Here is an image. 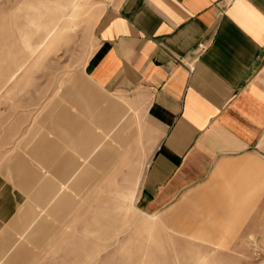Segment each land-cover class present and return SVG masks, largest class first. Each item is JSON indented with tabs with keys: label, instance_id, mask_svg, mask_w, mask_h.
Masks as SVG:
<instances>
[{
	"label": "rangeland",
	"instance_id": "rangeland-1",
	"mask_svg": "<svg viewBox=\"0 0 264 264\" xmlns=\"http://www.w3.org/2000/svg\"><path fill=\"white\" fill-rule=\"evenodd\" d=\"M121 1L0 0V222L16 225L0 234V264H264V222L136 209L143 149L129 143L140 114L113 100L110 123V97L83 73L96 20ZM96 127L115 128L117 142L93 166L89 140L79 174L69 150L81 157Z\"/></svg>",
	"mask_w": 264,
	"mask_h": 264
},
{
	"label": "crops",
	"instance_id": "crops-1",
	"mask_svg": "<svg viewBox=\"0 0 264 264\" xmlns=\"http://www.w3.org/2000/svg\"><path fill=\"white\" fill-rule=\"evenodd\" d=\"M92 36L83 73L110 97V123L113 100L140 114L129 143L143 149L136 209L173 210L177 222L192 212L207 222H219L218 212L222 223L264 222V0H122ZM96 128L85 130L81 157L72 154L79 174L91 161L89 140L93 166L117 142L115 128ZM14 226L0 222V234Z\"/></svg>",
	"mask_w": 264,
	"mask_h": 264
},
{
	"label": "bare ground",
	"instance_id": "bare-ground-1",
	"mask_svg": "<svg viewBox=\"0 0 264 264\" xmlns=\"http://www.w3.org/2000/svg\"><path fill=\"white\" fill-rule=\"evenodd\" d=\"M84 132H83V138H84ZM73 138V134L70 135V137H67V139H70ZM114 138V137H113ZM72 144V143H71ZM69 152H71L72 154L75 155L74 153V147H71V149L69 150ZM89 156V155H88ZM90 160V159H89ZM95 161V160H94ZM60 163H63V162H60ZM54 164H58V162H55ZM95 165V164H94ZM101 165V164H100ZM55 167L53 168L54 171H57L58 170V166L54 165ZM57 167V168H56ZM77 168V167H76ZM85 178V177H84ZM45 180L42 181V183H44ZM41 184H39V187H40ZM53 195H58V192H55ZM53 201V199H51V202ZM1 229V228H0Z\"/></svg>",
	"mask_w": 264,
	"mask_h": 264
}]
</instances>
